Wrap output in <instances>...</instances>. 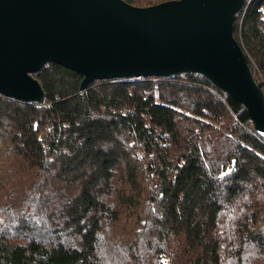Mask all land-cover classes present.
I'll return each mask as SVG.
<instances>
[{
    "label": "trees",
    "instance_id": "trees-1",
    "mask_svg": "<svg viewBox=\"0 0 264 264\" xmlns=\"http://www.w3.org/2000/svg\"><path fill=\"white\" fill-rule=\"evenodd\" d=\"M233 34L264 91V0ZM33 76L43 102L0 94V264H264V136L242 102L195 71Z\"/></svg>",
    "mask_w": 264,
    "mask_h": 264
},
{
    "label": "water",
    "instance_id": "water-1",
    "mask_svg": "<svg viewBox=\"0 0 264 264\" xmlns=\"http://www.w3.org/2000/svg\"><path fill=\"white\" fill-rule=\"evenodd\" d=\"M245 0H0V94L43 102L47 61L97 79L195 71L242 102L264 136V91L233 34Z\"/></svg>",
    "mask_w": 264,
    "mask_h": 264
},
{
    "label": "built area",
    "instance_id": "built-area-1",
    "mask_svg": "<svg viewBox=\"0 0 264 264\" xmlns=\"http://www.w3.org/2000/svg\"><path fill=\"white\" fill-rule=\"evenodd\" d=\"M140 78H141V76L132 77V79H134V80H139Z\"/></svg>",
    "mask_w": 264,
    "mask_h": 264
},
{
    "label": "rangeland",
    "instance_id": "rangeland-1",
    "mask_svg": "<svg viewBox=\"0 0 264 264\" xmlns=\"http://www.w3.org/2000/svg\"><path fill=\"white\" fill-rule=\"evenodd\" d=\"M5 168H7V167H5ZM6 172H7V170H5V171H4V173H6ZM4 175H6V180H7V173H6V174H4Z\"/></svg>",
    "mask_w": 264,
    "mask_h": 264
}]
</instances>
